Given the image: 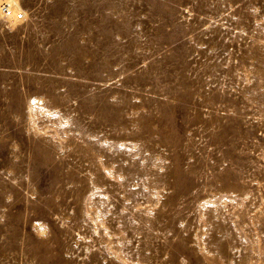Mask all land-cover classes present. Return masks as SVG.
Masks as SVG:
<instances>
[{
    "label": "rangeland",
    "instance_id": "rangeland-1",
    "mask_svg": "<svg viewBox=\"0 0 264 264\" xmlns=\"http://www.w3.org/2000/svg\"><path fill=\"white\" fill-rule=\"evenodd\" d=\"M0 264H264V0H0Z\"/></svg>",
    "mask_w": 264,
    "mask_h": 264
},
{
    "label": "built area",
    "instance_id": "built-area-1",
    "mask_svg": "<svg viewBox=\"0 0 264 264\" xmlns=\"http://www.w3.org/2000/svg\"><path fill=\"white\" fill-rule=\"evenodd\" d=\"M1 13H2L3 16H5L7 18L12 17L14 19H21V17H22L21 14L12 12L9 9V7H7L5 5L1 6Z\"/></svg>",
    "mask_w": 264,
    "mask_h": 264
}]
</instances>
